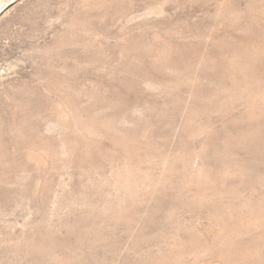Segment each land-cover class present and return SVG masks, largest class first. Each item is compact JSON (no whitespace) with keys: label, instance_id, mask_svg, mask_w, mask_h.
Segmentation results:
<instances>
[{"label":"rangeland","instance_id":"374dc122","mask_svg":"<svg viewBox=\"0 0 264 264\" xmlns=\"http://www.w3.org/2000/svg\"><path fill=\"white\" fill-rule=\"evenodd\" d=\"M0 264H264V0H0Z\"/></svg>","mask_w":264,"mask_h":264},{"label":"bare ground","instance_id":"6f19581e","mask_svg":"<svg viewBox=\"0 0 264 264\" xmlns=\"http://www.w3.org/2000/svg\"><path fill=\"white\" fill-rule=\"evenodd\" d=\"M123 187H124V186H123ZM129 187H130V186H129ZM115 189H116V188H115ZM128 190H130V189L128 188ZM131 190H132V189H131ZM131 190H130V191H131ZM118 191H119V190H118ZM120 192H121V191H120Z\"/></svg>","mask_w":264,"mask_h":264}]
</instances>
